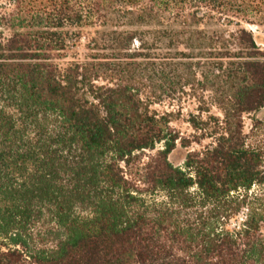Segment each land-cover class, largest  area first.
<instances>
[{"label": "trees", "instance_id": "obj_1", "mask_svg": "<svg viewBox=\"0 0 264 264\" xmlns=\"http://www.w3.org/2000/svg\"><path fill=\"white\" fill-rule=\"evenodd\" d=\"M3 1L0 264H264V120L244 132L264 108V47L244 27L236 48L203 27L255 2ZM175 59L212 65L226 88L222 118H191L192 138L133 87L141 67L165 78ZM206 139L184 168L170 162Z\"/></svg>", "mask_w": 264, "mask_h": 264}, {"label": "rangeland", "instance_id": "obj_2", "mask_svg": "<svg viewBox=\"0 0 264 264\" xmlns=\"http://www.w3.org/2000/svg\"><path fill=\"white\" fill-rule=\"evenodd\" d=\"M247 3L255 4L254 7H246L241 2L235 5L233 10L224 9L223 14H214V18H207L204 22V29L207 31L209 37L214 35L216 31H220L224 35V40L228 44L236 48L233 34L239 29L244 27L254 32L259 38L261 45L264 47V18L259 14L260 10H264V0H247ZM253 2V3H251ZM4 1L0 0V6L4 5ZM254 5V4H253ZM257 12H254V9ZM230 11V12H229ZM223 19H230V25H225ZM220 18V19H219ZM140 37H142L143 29H139ZM139 35V34H138ZM218 41V40H216ZM219 43V42H218ZM217 43V44H218ZM216 45V44H215ZM220 45V44H219ZM218 45V46H219ZM140 42L136 41L133 48L137 49ZM182 49L186 47L182 46ZM89 53L85 47L81 46L73 50L64 52V61H71L76 57H85ZM157 56L160 51L154 52ZM172 57H177L178 52L173 51ZM179 58H181L179 56ZM180 60L175 59V64L166 69L165 78L158 72L151 73V70H146V67H141L138 71L137 78L133 82V87L138 88L144 97H148V101L152 103L151 110L158 114L171 113L170 119L171 127L175 132L179 133L182 137L192 138L195 130L190 124L191 118L208 120L210 117L222 118L223 112L220 100L227 97L226 88L221 79H216L218 75L217 69L212 65L206 67H199L195 64L185 65L181 64ZM183 63V62H182ZM189 63V62H188ZM195 63V61H193ZM179 64V65H178ZM102 83L104 81H101ZM254 119L264 120V108L252 114L244 115V132L247 135H252L254 126ZM211 143V139L204 140L201 144L193 143L190 147L185 148L180 143L177 144L176 149L170 154L169 160L176 167H185L186 157L189 152L200 150L204 146ZM163 148V144L157 146V150ZM156 151H145L140 154L142 161H147L148 156L153 155ZM244 215H240L239 219L234 222L235 225L241 221ZM264 233V224H263ZM44 230L36 229L32 238L34 243L46 244L47 237L44 236Z\"/></svg>", "mask_w": 264, "mask_h": 264}]
</instances>
